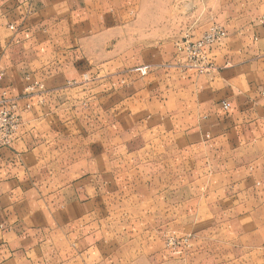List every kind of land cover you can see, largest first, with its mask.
Masks as SVG:
<instances>
[{
    "label": "crops",
    "instance_id": "0c3cea01",
    "mask_svg": "<svg viewBox=\"0 0 264 264\" xmlns=\"http://www.w3.org/2000/svg\"><path fill=\"white\" fill-rule=\"evenodd\" d=\"M0 74V264H264V0H0Z\"/></svg>",
    "mask_w": 264,
    "mask_h": 264
},
{
    "label": "built area",
    "instance_id": "2783aa9c",
    "mask_svg": "<svg viewBox=\"0 0 264 264\" xmlns=\"http://www.w3.org/2000/svg\"><path fill=\"white\" fill-rule=\"evenodd\" d=\"M224 35L223 27L214 26L197 38L186 35L177 43V50L188 67L205 73L212 67L206 60L205 50ZM20 124L18 97L7 87L0 85V148L10 146L14 142Z\"/></svg>",
    "mask_w": 264,
    "mask_h": 264
},
{
    "label": "rangeland",
    "instance_id": "374dc122",
    "mask_svg": "<svg viewBox=\"0 0 264 264\" xmlns=\"http://www.w3.org/2000/svg\"><path fill=\"white\" fill-rule=\"evenodd\" d=\"M219 26V25H217ZM193 38L196 36L189 35ZM185 36H183L178 42H180ZM200 37V36H198ZM177 42V43H178ZM176 43V47H177ZM161 236V238H160ZM156 238H154L155 240ZM159 240L162 241V246H158L159 249H156L154 253H159L163 255L164 261L159 262V264H189V256L194 252H199L198 249H195L193 244L192 235L185 233H177L173 230H165L161 235H159ZM106 262V261H105ZM215 263V262H214ZM101 264H103L101 262ZM106 264V263H105ZM116 264H122L117 262ZM134 264H158L156 260L149 261H140Z\"/></svg>",
    "mask_w": 264,
    "mask_h": 264
}]
</instances>
